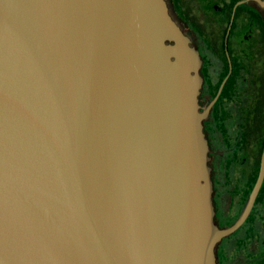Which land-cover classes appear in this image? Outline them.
I'll return each instance as SVG.
<instances>
[{"label": "water", "instance_id": "obj_1", "mask_svg": "<svg viewBox=\"0 0 264 264\" xmlns=\"http://www.w3.org/2000/svg\"><path fill=\"white\" fill-rule=\"evenodd\" d=\"M202 64L166 0H0V264H217L264 149L220 228Z\"/></svg>", "mask_w": 264, "mask_h": 264}, {"label": "flooded vegetation", "instance_id": "obj_2", "mask_svg": "<svg viewBox=\"0 0 264 264\" xmlns=\"http://www.w3.org/2000/svg\"><path fill=\"white\" fill-rule=\"evenodd\" d=\"M166 1L203 60L199 102L202 112L208 110L204 131L215 220L226 228L242 213L252 180L258 177L257 125L264 124V51L259 50L264 44V8L259 0ZM217 264H264V183L246 222L218 244Z\"/></svg>", "mask_w": 264, "mask_h": 264}, {"label": "trees", "instance_id": "obj_3", "mask_svg": "<svg viewBox=\"0 0 264 264\" xmlns=\"http://www.w3.org/2000/svg\"><path fill=\"white\" fill-rule=\"evenodd\" d=\"M259 50L264 51V44H261L260 45ZM257 126H258L259 138L261 140L260 149H259V156H258V174H259V171H260V163H261V156H262V152H263V149H264V124L259 123ZM256 180H257L256 177L252 180V187H253V185H255ZM250 193L251 192H248V194L245 197V200L248 199L247 197H249ZM236 220L237 219L229 220L227 225H232Z\"/></svg>", "mask_w": 264, "mask_h": 264}]
</instances>
